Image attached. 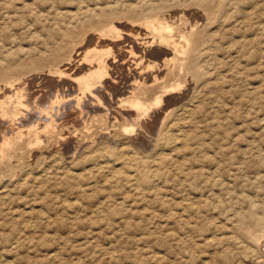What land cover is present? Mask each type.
I'll list each match as a JSON object with an SVG mask.
<instances>
[{
  "label": "rangeland",
  "instance_id": "374dc122",
  "mask_svg": "<svg viewBox=\"0 0 264 264\" xmlns=\"http://www.w3.org/2000/svg\"><path fill=\"white\" fill-rule=\"evenodd\" d=\"M95 57L146 60L80 112ZM25 78L16 127H53L0 156V264H264V0H0V86Z\"/></svg>",
  "mask_w": 264,
  "mask_h": 264
},
{
  "label": "bare ground",
  "instance_id": "6f19581e",
  "mask_svg": "<svg viewBox=\"0 0 264 264\" xmlns=\"http://www.w3.org/2000/svg\"><path fill=\"white\" fill-rule=\"evenodd\" d=\"M192 15H194V14H192ZM169 18V17H168ZM146 20V19H145ZM158 20H159V18H158ZM148 21V20H147ZM161 19L159 20V22L158 21H154V20H152V21H150V23H148V24H151V27H152V31L154 32V33H156V34H158V35H161L162 36V39L163 40H165V37H164V35H163V31L165 30V29H167V28H169V26H171L169 23H161ZM174 21V20H173ZM176 21V20H175ZM168 22V21H167ZM176 23V22H175ZM194 26V25H193ZM175 27V26H174ZM193 28V27H192ZM110 29V28H109ZM170 30H172V29H170ZM194 31V30H193ZM199 31V30H198ZM166 32H168V31H165V33ZM127 34V33H126ZM168 34H170V32H168ZM183 35V34H182ZM197 35V34H196ZM199 35V34H198ZM153 36V35H152ZM161 36L159 37L160 39H161ZM173 36H175V35H173ZM189 36V35H188ZM187 36V37H188ZM185 38H186V36H185ZM193 38V37H192ZM145 39V38H144ZM161 39V40H162ZM167 39V38H166ZM168 39H169V37H168ZM167 39V42L169 43V44H167V42H166V45L168 46L169 45V48H167V47H165L166 49H160L159 48V50H163V51H169V52H171V54H174V53H176V52H179V54H181V51H182V47L184 46V44H185V42L186 41H189V40H185V39H182V37L180 38V39H176V40H168ZM172 39H173V37H172ZM175 39V38H174ZM139 40V39H138ZM193 40V39H192ZM166 41V40H165ZM194 41H195V39H194ZM193 41V42H194ZM163 42V41H162ZM202 42V41H201ZM137 43V42H136ZM135 43V44H136ZM148 43V42H147ZM189 43V42H188ZM198 44V43H197ZM138 45V47L139 48H141L143 45H139V44H137ZM190 45V44H189ZM161 46H162V44H161ZM146 48L144 49L145 51H144V53H147L146 52V49H148V50H150V48H151V46L149 47V46H145ZM197 47V46H196ZM96 48V47H95ZM95 48H94V50H95ZM138 48V49H139ZM193 48V47H192ZM198 48V47H197ZM197 48H194V49H197ZM99 49V48H98ZM151 49H153V48H151ZM105 50V49H104ZM108 50V49H107ZM154 50V49H153ZM153 50H151V51H153ZM89 51L90 50H88V53H89ZM102 51V53L103 52H105V51H103V50H101ZM109 51V50H108ZM141 51H143V50H141ZM91 52H92V49H91ZM150 52V51H149ZM87 53V54H88ZM98 53H100V52H98ZM109 53V52H108ZM112 53V52H111ZM109 55V54H108ZM146 55V54H145ZM111 56H114L113 54L111 55ZM109 57V56H108ZM105 58V57H104ZM103 57L102 58H98V57H95V61H93L94 63H91V64H87V62L88 61H86V64H82V65H80V75H78L77 76V73L75 74V76H72L71 75V79H69L68 81H75V84H77L78 85V87H79V89L82 91V92H80L81 93V95L78 97V98H76V100H75V102H74V104L76 103V106H75V108H78L79 110H80V112L81 111H83V109H82V107L84 106L83 104H85V102L87 103V102H89L90 103V109H92V108H96L98 105H97V102H98V100L99 99H101L102 101L103 100H105V99H108L109 97H108V93L111 91V89H112V85H113V89H115L117 92H119L122 88H121V86H119V82H120V80L119 81H116V78L114 79L112 76H110V72L111 71H115V72H123V71H125L127 68H128V70L131 68L130 66H132L133 67V65H135V71H138L137 69H138V67H140V66H143V64H144V61L146 60H142V59H140V58H138V59H135L134 58V60H129V59H123L122 57L120 58V60H117V58H116V60L114 59V57H112L113 59H108L107 57V60H105ZM141 58H143V57H141ZM141 60V61H140ZM172 60H174V59H172ZM120 61V62H119ZM137 61H139V62H137ZM83 62V61H82ZM151 62V61H150ZM166 62H168V61H166ZM166 62H164L163 63V65H164V67L166 68V66H168L169 64H167ZM170 62V61H169ZM162 64V63H161ZM170 64H173V63H170ZM140 65V66H139ZM159 65V64H158ZM162 65V66H163ZM146 67V66H145ZM147 67H148V64H147ZM159 67H161V65H159ZM164 67H162V68H164ZM139 69H141V68H139ZM147 69H149V68H147ZM8 70H10V69H7V71ZM50 70V69H49ZM59 70H60V68H59ZM65 70V69H64ZM62 71V70H60L61 72L60 73H66L65 71ZM162 70V69H161ZM167 70V69H166ZM130 71H131V69H130ZM133 71V70H132ZM10 72V71H9ZM49 72V71H48ZM47 72V73H48ZM51 72V71H50ZM55 72V71H54ZM164 72V71H163ZM40 73H42V72H40ZM52 73V72H51ZM129 73V72H128ZM133 73V72H132ZM132 73H130V74H132ZM5 74H7V73H5ZM119 74V73H118ZM122 74V73H121ZM47 75V74H46ZM49 75H51V74H49ZM54 75V74H53ZM53 75H51V76H48L49 77V79H50V83H52V82H54L55 83V85L56 86H58L59 84H60V79L62 78L61 76H55V77H52ZM62 75V74H61ZM74 75V74H73ZM113 75V74H112ZM117 75V74H116ZM127 75V74H126ZM8 76V75H7ZM26 76V75H25ZM41 76V74H37L36 76H35V78L37 77V79L39 78ZM128 76V75H127ZM130 76V75H129ZM61 77V78H60ZM116 77H118V76H116ZM124 77V76H123ZM131 77V76H130ZM34 78V79H35ZM122 78V77H121ZM41 79V78H40ZM118 79V78H117ZM134 80V79H133ZM33 81H35V80H33ZM73 81V82H74ZM125 81V80H124ZM122 82V83H125V82ZM140 81V80H139ZM30 83H32V80H31V78H25L24 80H21V81H19L18 83H15V84H4V87L2 86H0V126H1V123L2 124H4V127L3 128H5V130L7 129V130H10L11 131V133L12 134H15L14 136H6V133L4 132V134L5 135H3L2 133H0V134H2V142L0 143L1 145H0V156H2L4 153H5V151H7V148L10 146V145H12L13 144V140L12 139H14V138H12V137H21V135H26L25 133H27V134H34L36 137L38 136V134H39V131L41 130L43 133H48L47 131H49V129L50 128H52L53 126H52V118H49V117H47L46 116V122L43 124V125H41V124H39L40 123V121H39V123L38 122H36V124L35 125H31L30 127H28L27 128V130H25V129H19V128H17V127H19V125H20V123H19V125H16V120L19 118V109H21V108H19L20 107V105H21V103H22V100H24V99H22V97H24V91H25V88L27 87V86H29L30 85ZM37 83V82H36ZM155 83V82H154ZM131 84V83H130ZM23 85L25 86V87H23ZM49 85V84H48ZM122 85V84H121ZM136 85V84H135ZM9 87H10V89H9ZM72 87V86H71ZM76 87V86H75ZM128 87V86H127ZM130 87V86H129ZM99 88H100V90H99ZM47 89V88H46ZM60 89V88H59ZM112 89V90H113ZM131 89V88H130ZM55 90V89H54ZM65 90V89H64ZM74 90V89H73ZM131 90H133V89H131ZM167 90V89H166ZM5 91H9V92H5ZM102 91H107V96L104 94H101V92ZM114 91V90H113ZM112 91V92H113ZM171 91V90H170ZM178 91V90H177ZM47 92V91H46ZM62 92H64V91H62ZM61 92V93H62ZM79 92V91H78ZM122 92V91H121ZM179 92V91H178ZM177 92V93H178ZM8 93H10V94H8ZM30 93V92H29ZM28 93V94H29ZM37 93H39V92H37ZM111 93V92H110ZM109 93V94H110ZM40 94V93H39ZM41 94H42V92H41ZM73 94V93H72ZM121 94V93H120ZM168 94V93H167ZM25 95H26V93H25ZM43 95V94H42ZM41 95V96H42ZM62 95H63V93H62ZM89 96V97H91L92 99H93V101H90V98L88 99V100H86L85 99V97L86 96ZM13 97V99H15L16 100V104H14L13 106H11V105H8V101L9 100H11V99H9L8 100V98L9 97ZM31 96L35 99V96L34 95H32L31 94ZM46 96V95H45ZM76 96V95H75ZM103 96H104V98H103ZM52 97L53 96H51V98L49 99V98H44V97H42V98H44V101H46L47 99H49V101L50 102H48V100H47V103H54V104H56V106H58L57 104H58V102H59V100H61L62 99V97H61V95H60V93H56L55 94V96H54V98H53V100H52ZM73 97V96H72ZM108 97V98H107ZM159 97V96H158ZM68 98V97H67ZM88 98V97H87ZM119 98V97H118ZM160 98V97H159ZM26 99V98H25ZM109 99H112V98H109ZM155 99H157V98H155ZM177 99V98H176ZM70 100H72V98L70 99ZM86 100V101H85ZM160 100V99H159ZM69 101V100H68ZM74 101V100H73ZM100 101V100H99ZM107 101V100H106ZM112 101V100H111ZM114 101V100H113ZM14 102V101H13ZM71 102V101H70ZM121 102V101H120ZM128 102V101H127ZM157 102V101H156ZM156 102H155V104H156ZM11 103V102H10ZM35 103H37V102H35ZM138 103V102H137ZM88 104V103H87ZM102 104V103H101ZM101 104L98 106V107H100L101 106ZM105 104V103H104ZM127 104V103H126ZM131 104V103H130ZM154 104V103H153ZM34 105V104H33ZM68 105V104H67ZM122 105H123V103H122ZM65 106H66V104H65ZM70 106V105H69ZM72 107H73V104L71 105ZM135 106L137 107H135L136 108V112L134 111L132 114L131 113H129V111L127 112V114L129 113L130 114V116H131V118H136L137 120H140L139 118V116H143L142 118L144 119V117H146L148 114H142V112H141V110H142V107H141V105H140V103L138 104V105H136L135 104ZM37 107V106H36ZM55 107V106H54ZM84 107H86V106H84ZM83 107V108H84ZM102 107V106H101ZM117 107V106H116ZM66 108V107H65ZM119 108V107H118ZM117 108V109H118ZM162 108V107H161ZM164 108V107H163ZM33 109V108H32ZM51 109V108H50ZM54 109V108H53ZM58 109V108H57ZM87 109V108H86ZM89 109V108H88ZM101 109V108H100ZM112 109V108H111ZM115 109V108H114ZM133 109V108H132ZM159 109V108H158ZM41 110V109H40ZM52 110V109H51ZM58 110H60V109H58ZM57 110V111H58ZM72 110V109H71ZM126 110V109H125ZM24 111V110H23ZM39 111V110H38ZM73 111V110H72ZM104 111V110H103ZM127 111V110H126ZM160 111V110H159ZM163 111V110H162ZM41 112H42V110H41ZM48 113V111L46 110L45 111V113ZM59 112V111H58ZM78 112V111H77ZM95 112V111H94ZM122 112V111H121ZM35 113V112H34ZM46 113V114H47ZM60 113V112H59ZM72 113V112H71ZM125 113V112H124ZM123 113V114H124ZM141 113V114H140ZM147 113V112H146ZM158 113V112H157ZM159 113H161V112H159ZM54 114V113H53ZM53 114H51V115H53ZM74 114V113H73ZM78 114H79V112H78ZM95 114V113H94ZM122 114V115H123ZM128 114V115H129ZM153 114H155V113H153ZM152 114V116L154 117V115ZM57 117H58V113L56 112V114H55ZM66 115V114H65ZM82 115V114H81ZM89 115V114H88ZM115 115V114H114ZM151 115V114H150ZM149 115V116H150ZM27 116V115H26ZM31 116V115H30ZM60 116V115H59ZM70 116V115H69ZM80 116V115H79ZM120 116V115H119ZM124 116V115H123ZM130 116H128V117H130ZM152 116H150V117H148V118H151ZM39 117V116H38ZM37 117V118H38ZM53 117H54V115H53ZM118 117V116H117ZM87 118V117H86ZM147 118V117H146ZM148 118L146 119V120H148ZM162 118H163V116H162ZM48 119H50V120H48ZM56 119V118H55ZM79 119H81V118H79ZM78 119V120H79ZM23 120H25V119H23ZM118 120V119H117ZM136 120V121H137ZM150 120V119H149ZM152 120V119H151ZM158 120V119H157ZM156 120V121H157ZM49 121V122H48ZM61 121V120H60ZM83 121V120H82ZM124 121V120H123ZM25 122V121H24ZM23 122V123H24ZM44 122V121H43ZM141 122V121H140ZM144 122H146V121H144ZM54 123V122H53ZM69 123V122H68ZM138 123V122H137ZM151 123H152V121H151ZM31 124V123H30ZM81 124V123H80ZM142 124V123H141ZM145 124V123H144ZM155 124V123H154ZM158 124V123H157ZM148 125V124H147ZM151 125H153V124H151ZM17 126V127H16ZM77 126V125H76ZM96 126V125H95ZM22 127V126H21ZM2 128V127H1ZM1 128H0V130H1ZM22 128H25V127H22ZM104 128V127H103ZM127 128V127H126ZM129 128H127V130H128ZM132 129V128H131ZM131 129H129L128 131H130ZM141 129V128H140ZM123 130V129H122ZM126 130V129H125ZM71 131V130H70ZM103 131V130H102ZM113 131V130H112ZM141 131V130H140ZM144 133H145V131H144ZM146 133H147V130H146ZM145 133V134H146ZM151 133V132H150ZM9 134V133H8ZM55 134V133H54ZM152 134V133H151ZM130 135H133V134H130ZM149 135V134H148ZM68 136H70V135H68ZM165 136V135H164ZM56 137V136H55ZM67 137V136H66ZM138 137H140V136H138ZM141 137H144L142 134H141ZM148 137V136H147ZM152 137V136H151ZM1 138V137H0ZM145 138V137H144ZM149 138V137H148ZM147 138V139H148ZM169 138V137H168ZM152 139V138H151ZM164 139H166V138H164ZM137 141L139 140L138 138L136 139ZM168 140V139H167ZM170 141V140H169ZM70 142H72V141H70ZM147 142H148V140H147ZM151 142V141H150ZM68 143V141L67 142H65V144L64 145H66ZM73 143V142H72ZM70 144V143H69ZM148 144H150V143H148ZM12 146H16V145H12ZM49 148V147H48ZM67 148V147H66ZM70 148V147H69ZM74 148V147H73ZM61 149V148H60ZM259 220V219H258ZM262 249V248H261Z\"/></svg>",
  "mask_w": 264,
  "mask_h": 264
}]
</instances>
